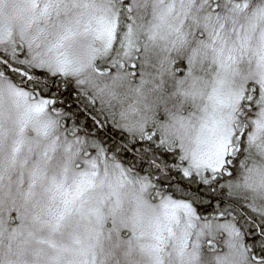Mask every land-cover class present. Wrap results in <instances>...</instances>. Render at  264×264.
<instances>
[{
  "label": "snow or ice",
  "instance_id": "6c2138e0",
  "mask_svg": "<svg viewBox=\"0 0 264 264\" xmlns=\"http://www.w3.org/2000/svg\"><path fill=\"white\" fill-rule=\"evenodd\" d=\"M0 264H264V0H0Z\"/></svg>",
  "mask_w": 264,
  "mask_h": 264
}]
</instances>
